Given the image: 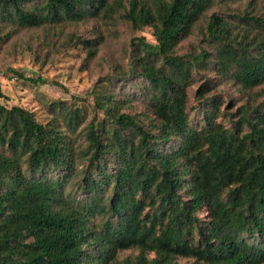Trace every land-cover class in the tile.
<instances>
[{
	"label": "trees",
	"instance_id": "obj_1",
	"mask_svg": "<svg viewBox=\"0 0 264 264\" xmlns=\"http://www.w3.org/2000/svg\"><path fill=\"white\" fill-rule=\"evenodd\" d=\"M223 1L128 0L125 9L123 0H0V44L15 30L112 20L121 9L156 42L132 40L131 72L148 85V113H122L133 101L99 85L93 110L105 117L83 128L85 148L72 134L86 106L51 102L40 120L0 104V264H113L132 248L139 254L125 264H264V100L225 125L218 98L205 99L196 122L186 98L194 71H213L240 93L264 84V14H212V50L174 55ZM69 37L87 62L95 58L98 40Z\"/></svg>",
	"mask_w": 264,
	"mask_h": 264
},
{
	"label": "rangeland",
	"instance_id": "obj_2",
	"mask_svg": "<svg viewBox=\"0 0 264 264\" xmlns=\"http://www.w3.org/2000/svg\"><path fill=\"white\" fill-rule=\"evenodd\" d=\"M128 0H123L127 8ZM252 3V4H250ZM125 9L119 10L112 20L93 19L80 24H66L59 27L15 30L8 41L0 44V85L5 96L0 104L7 107L20 106L35 112L40 120L50 117L48 104L57 101L74 102L88 109L87 121L72 134L79 148L86 147L85 131L94 117L102 120V112L93 110V92L96 88L108 83L116 92L117 99L126 97L133 101L132 109L122 110L134 116L147 114L149 108L146 96L147 83L140 76H134V47L132 40L144 38L149 44H155L151 30L136 31L122 15ZM247 12L250 15L264 14V0L223 1L210 10L195 26L193 33L180 42L174 51L176 56L198 54L202 49L212 50L206 40L205 27L209 16L219 14L232 16ZM11 29H3L9 32ZM1 33V31H0ZM71 35L84 39L98 40L99 45L95 58L87 62L82 47L67 43ZM9 70L22 73L27 79H41L44 84L35 85L18 79ZM128 74L125 81L123 75ZM193 83L186 89L187 106L190 119L196 122L205 99L218 98L220 110L225 115L218 121L228 125V116H237L239 109L247 104H258L264 100V84L252 93H240L231 83L221 81L213 71L193 72ZM210 81V82H209ZM209 82L210 89L203 99L199 93ZM262 92L257 98V93ZM257 98V99H256ZM82 165L78 166L81 169ZM205 213L200 214L204 219ZM137 249H127L116 253L115 263L125 264L138 256ZM149 260L155 258L153 252L147 255ZM177 264H196L191 258H177Z\"/></svg>",
	"mask_w": 264,
	"mask_h": 264
}]
</instances>
